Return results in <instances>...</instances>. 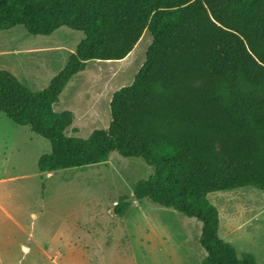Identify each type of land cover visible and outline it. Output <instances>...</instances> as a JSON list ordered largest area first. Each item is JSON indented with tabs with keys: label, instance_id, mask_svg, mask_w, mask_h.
I'll return each mask as SVG.
<instances>
[{
	"label": "trees",
	"instance_id": "16d2710c",
	"mask_svg": "<svg viewBox=\"0 0 264 264\" xmlns=\"http://www.w3.org/2000/svg\"><path fill=\"white\" fill-rule=\"evenodd\" d=\"M17 26L32 36L85 35L43 91L0 71V112L51 144L40 172L106 163L114 152L141 158L155 173L114 215L149 200L202 223V264H260L220 238L208 195L264 192V0H0V31ZM146 31L145 62L114 93L109 128L67 136L75 115L53 108L66 86L90 61L126 59Z\"/></svg>",
	"mask_w": 264,
	"mask_h": 264
},
{
	"label": "rangeland",
	"instance_id": "374dc122",
	"mask_svg": "<svg viewBox=\"0 0 264 264\" xmlns=\"http://www.w3.org/2000/svg\"><path fill=\"white\" fill-rule=\"evenodd\" d=\"M84 38L68 28L51 36H32L23 26L0 31V71L32 92L43 91L66 67V51ZM151 43L146 31L126 59L90 61L73 77L53 107L75 115L67 136L87 139L109 128L111 99L133 83ZM55 46L66 51L49 49ZM51 151L48 140L0 112V264H202L200 221L146 199L133 200L125 217L114 215L116 204L133 197L136 183L154 175L143 159L114 152L106 163L42 173L38 161ZM208 199L221 225L249 221L252 233L238 234L234 247L264 264V192L246 187Z\"/></svg>",
	"mask_w": 264,
	"mask_h": 264
},
{
	"label": "crops",
	"instance_id": "0c3cea01",
	"mask_svg": "<svg viewBox=\"0 0 264 264\" xmlns=\"http://www.w3.org/2000/svg\"><path fill=\"white\" fill-rule=\"evenodd\" d=\"M49 49H51L52 51H55V52H64V51H66L65 48L64 47H61V46L50 47ZM25 50H27V51H25ZM25 50H24V52L31 51V53H36L35 52L36 51L35 49H25ZM38 51H39V49H38ZM19 52H20V54L22 53L21 51H18V53ZM66 52L69 53V56H68V59H69L70 55L72 53H74L75 50L72 51V52H70L69 50H67ZM62 94H61V96H62ZM249 224H250L249 221H243V220H239V219H232V220L228 221L224 226L220 224L219 236H220V238L222 240H224L226 242H229V243H231L234 246L235 243H236V241H237V239L240 237V235H241V238H245V235H243L244 232H246V233L247 232L252 233V231L247 230V228H246ZM238 234H240V235H238ZM254 257L258 261V258L256 256H254Z\"/></svg>",
	"mask_w": 264,
	"mask_h": 264
}]
</instances>
